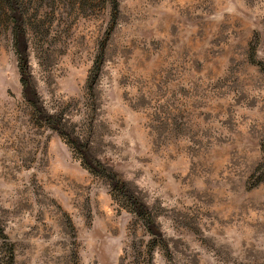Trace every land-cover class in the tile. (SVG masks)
<instances>
[{"label": "rangeland", "instance_id": "1", "mask_svg": "<svg viewBox=\"0 0 264 264\" xmlns=\"http://www.w3.org/2000/svg\"><path fill=\"white\" fill-rule=\"evenodd\" d=\"M263 65L264 0H0V264H264Z\"/></svg>", "mask_w": 264, "mask_h": 264}, {"label": "trees", "instance_id": "2", "mask_svg": "<svg viewBox=\"0 0 264 264\" xmlns=\"http://www.w3.org/2000/svg\"><path fill=\"white\" fill-rule=\"evenodd\" d=\"M99 64H100V61H98L97 63H96V71L99 69ZM264 66V65H263ZM262 148H264V142L262 143Z\"/></svg>", "mask_w": 264, "mask_h": 264}]
</instances>
